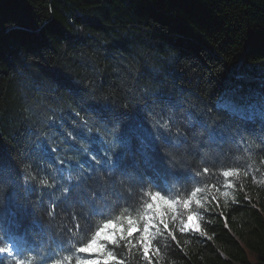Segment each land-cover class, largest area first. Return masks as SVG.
I'll return each instance as SVG.
<instances>
[{"label": "trees", "instance_id": "obj_1", "mask_svg": "<svg viewBox=\"0 0 264 264\" xmlns=\"http://www.w3.org/2000/svg\"><path fill=\"white\" fill-rule=\"evenodd\" d=\"M255 89L264 0H0V242L20 250L6 264L87 260L76 249L149 193L181 202L175 221L147 256L138 233L106 242L108 264H264V119L218 102ZM189 212L202 233L180 230Z\"/></svg>", "mask_w": 264, "mask_h": 264}, {"label": "snow or ice", "instance_id": "obj_2", "mask_svg": "<svg viewBox=\"0 0 264 264\" xmlns=\"http://www.w3.org/2000/svg\"><path fill=\"white\" fill-rule=\"evenodd\" d=\"M233 175V172L231 171H225L223 173L224 177H230ZM41 184H47V180H41ZM157 187H160V185L157 183ZM233 185L231 183H228L225 185L226 188H231ZM163 190V189H161ZM200 189H197L196 192L192 193V196H196L197 192H199ZM148 195L151 196V202L147 203L145 205V208L147 209V212L137 218H133L131 216L124 217V220L126 221V225L121 223L117 225L115 221L109 219L107 220L102 228L98 230L95 234V236L92 237V240L87 244L85 247H79L76 249L79 253H98L103 258V264H108V261H114L116 262L117 258L115 255H113L110 251L104 250V244L98 243V238H100L103 235V238L105 241L116 245L121 241H127L129 244L132 242L133 235L135 233H138V242L143 246L144 254L145 256L148 255L149 252V246L152 241V237H150L149 232L151 228L156 227V222L163 225L164 229L169 228V222L167 217L170 215L171 219L175 221L176 219V212L177 209L174 207L177 203H181L180 201H168L164 200L163 197L159 195V193H149ZM225 198L229 195L227 191L221 193ZM163 200L164 204L167 205V208L157 207L156 202L157 200ZM212 200L216 201V203H219V201L216 200V198L213 196L211 198ZM199 203V202H198ZM183 207L185 210L189 208V205L191 204V200H184L182 201ZM90 209L91 214H103L104 209L102 206H97L95 202H90ZM51 214V213H50ZM198 213H192L189 212L187 216V223L181 222V231H191L193 229L199 230V224L193 223L194 218H198ZM143 221L142 227L140 226V221ZM96 245V248L93 249V246ZM0 253H13L14 249L9 247H0ZM65 259H69V257H65ZM0 264H3V261H0ZM15 264H23V261L20 259H17L15 261ZM54 264H62L61 261L57 260L54 261ZM77 264H101L100 259H89V260H79L77 261ZM117 264H123V261H118Z\"/></svg>", "mask_w": 264, "mask_h": 264}, {"label": "rangeland", "instance_id": "obj_3", "mask_svg": "<svg viewBox=\"0 0 264 264\" xmlns=\"http://www.w3.org/2000/svg\"><path fill=\"white\" fill-rule=\"evenodd\" d=\"M244 91L225 90L219 95L218 102L241 117L263 120L264 119V104H258L257 102L252 101L253 99L249 96V93H251L249 92L250 90H244ZM251 94L261 95L262 98H264V90L255 89ZM156 206L167 208V205L164 204L163 200H159V199L157 201ZM193 213H198V212H193ZM187 216L185 217L186 219H184L183 221L185 223H187ZM198 221H199V217L194 218L193 223L194 224L198 223ZM116 224L119 225L120 223H116ZM151 230L152 228L150 229L149 235L151 233ZM106 242L107 241L104 240L103 235L100 238H98V243L104 244L105 251H107ZM95 248H96V245L93 246V249ZM91 254H92L91 257L88 258L87 260L89 259H102L103 260V258L98 253H95V254L91 253Z\"/></svg>", "mask_w": 264, "mask_h": 264}, {"label": "water", "instance_id": "obj_4", "mask_svg": "<svg viewBox=\"0 0 264 264\" xmlns=\"http://www.w3.org/2000/svg\"><path fill=\"white\" fill-rule=\"evenodd\" d=\"M199 224V223H198ZM199 226H200V224H199ZM194 230H196V229H194ZM196 231H198L199 233H202L201 232V226L199 227V230H196Z\"/></svg>", "mask_w": 264, "mask_h": 264}]
</instances>
